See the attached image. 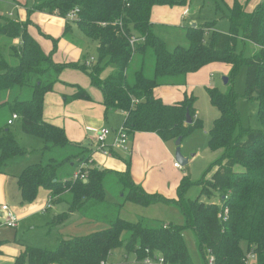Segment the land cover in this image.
Returning a JSON list of instances; mask_svg holds the SVG:
<instances>
[{
    "label": "trees",
    "instance_id": "trees-1",
    "mask_svg": "<svg viewBox=\"0 0 264 264\" xmlns=\"http://www.w3.org/2000/svg\"><path fill=\"white\" fill-rule=\"evenodd\" d=\"M189 1L34 0L25 20L0 15V39L4 36L11 40L10 52L14 61H8L0 52V108L9 107L12 114L18 115L24 133L43 139L42 158L46 152L55 150L54 156L26 166L17 176L20 202H32L42 187L49 190L50 202L64 199L69 205L68 211L55 216L60 225L71 213L91 217L97 205L107 204L103 186L107 171L95 164L81 167L83 163H89L91 149L70 141L62 127L43 117L44 96L52 90L63 68L80 67L87 72L91 83L102 91L105 111L115 109L126 113L123 126L128 134L154 132L163 141H169L182 140L202 126V120L195 116L196 97L185 93L180 101L167 104L154 95V88L171 84L178 77L214 62L229 65L228 90L207 88L210 103L219 111L208 131V146L212 150H223L213 162L216 168L209 177L207 174L212 165L196 181L184 175L176 195L168 197L148 192L135 183L127 164L125 170L115 172L125 192L121 202L110 204V208L104 207L108 212H105L106 228L60 238L53 250L27 245L13 264H106L112 250L124 241L128 251H133L135 259L140 262L149 255L161 257L163 264H194L182 235L185 229L193 234L202 264H208L209 255L214 257L213 264H246L248 253L252 255L249 264H264V0L250 11L239 0H233L228 4L227 32L214 30L207 37L214 21L189 25L186 27L189 45H177L169 50L164 40L152 30V8L155 5H185ZM74 8H78L76 19H66L67 13ZM33 10L64 17V35L71 33L75 26V30L95 41L98 45L95 60L86 65L87 55L80 65L54 61L52 52H44L30 31ZM118 20L122 22L124 33L115 22ZM101 22L106 25L102 26ZM240 29L243 40L256 47L249 56L236 51ZM132 34L144 37V41L134 48L128 42V36ZM15 39L17 43L12 42ZM55 42L53 40V49L56 48ZM150 52L153 72L148 76L144 64ZM137 54L142 56L141 66L128 80L127 67ZM104 61L113 64L115 69L108 76L101 77V63ZM242 64L246 66L243 94L257 102L261 129L241 125L236 106L238 94L233 82ZM26 87L31 89L29 98L1 101V97L15 88ZM70 98L89 99L90 95L79 87ZM186 113L191 119L189 123L186 122ZM25 152L10 129L0 127V171L10 159ZM78 168L86 172L85 180L72 179ZM192 184L201 187L195 198L186 196ZM214 192L219 193V202L199 199L201 195L208 198ZM126 201L143 206H172L180 212L183 221L179 224L128 221L119 215V207ZM221 207H227L228 212L219 218Z\"/></svg>",
    "mask_w": 264,
    "mask_h": 264
},
{
    "label": "crops",
    "instance_id": "crops-1",
    "mask_svg": "<svg viewBox=\"0 0 264 264\" xmlns=\"http://www.w3.org/2000/svg\"><path fill=\"white\" fill-rule=\"evenodd\" d=\"M23 1L15 0V2L10 3L11 10H9L8 13H16L19 17L18 20L26 19L27 10L34 2L32 0V2L28 3L29 5L27 4L28 7H23ZM232 1L233 0H231V2ZM239 1L245 5L246 10L250 11L261 0ZM0 15H4L1 9ZM17 15L15 16L16 18ZM182 17H184V19L190 18L191 25L199 24V22L191 19L189 6L180 8L176 6L170 7L166 5H155L152 8L150 17L152 30L153 25L158 22L179 25L181 24ZM30 19L33 22V24L29 26L30 31L44 52H52V58L54 61L60 63L75 62L80 65L83 64L82 60L84 56L88 55L86 60L89 59V57L96 58V56H92L91 54L94 50L96 52L98 46L95 41H91L78 30H75V28L72 29L71 33L64 35V26L66 23V19L64 17L58 16L57 14L49 11L33 10L30 14ZM53 40L56 41L55 49H53ZM17 41V39L13 40L14 43H17ZM85 64L89 65L86 62ZM206 66L210 67L211 65ZM210 72L211 71L208 73ZM200 74H202L201 83H204L207 80V73L205 68L203 69L202 67L196 72H190L180 77V79L184 81V84H182L183 82H180L181 84L175 85L177 82H172L171 84L156 86L153 91L154 95L156 97H160L163 102L167 104L178 102L188 91L186 85H188V87L190 85H194ZM177 79H179V77ZM206 83V85H208L209 80L206 81ZM79 87L89 93V99L70 98V96L73 95ZM187 94H189V92ZM9 97L10 93H7L4 97H1V101L7 100L8 102H11ZM0 114L5 115L7 121L11 117L12 113L8 115L5 111H1ZM125 116L126 113L121 110L111 109L107 112L105 111L102 91L91 83L87 72L80 67L66 66L63 68L58 76V81L53 85L52 90L48 91L44 96V119L62 127L70 141L81 143L91 149V158L89 163H83L84 167L95 164L96 166L105 169L107 173H115L116 171L120 172L125 170L128 164L132 179L135 183L140 184L146 191L158 192L168 197L175 196L177 186L181 178L184 176L183 175L181 177L177 171L175 172V170L179 169L174 166V162L178 161L176 159V161L173 160L175 158L174 152L176 149L175 140L163 141L154 132H135L128 134V140L124 145L113 146L112 143L115 137V130L123 125ZM195 116L198 117L197 114H195ZM13 123L14 121L11 124H7L6 122L2 128L7 129V127ZM102 127H108L111 130L105 140V144L107 146L104 150L107 152L98 148L97 133ZM43 144L44 141L40 138L39 152ZM187 155L188 154H184V157L188 162L189 158ZM193 156H195V153L190 155V157ZM172 160L174 172L169 173L164 168V161ZM3 167H7V164ZM75 171L76 170H74V172ZM16 179L17 176L15 177V180H11L9 183L8 179L4 175H0V221L3 219V212L1 211L2 204H7L11 209H13L19 216V220L30 217L32 214H36L37 212L45 213L49 209H55L57 205H60L61 207L64 203L67 204V201H64V199L62 202L53 200L51 202V206L44 211L42 208L49 201L50 195L49 190L43 187L38 190L37 196L32 202L21 203L20 192L16 184ZM11 195L14 197L13 202L10 201ZM121 197H123V194H121ZM55 203L59 204L56 205ZM123 204L124 202L121 206ZM57 214L58 213H54L56 216ZM90 220H93V218L86 217L84 215L80 216L79 214L74 215V213H71L69 218H67V220L60 225V228L63 229L71 224H81ZM134 220L135 221L131 222L150 220L157 224H166V222L142 215H137ZM184 231L185 230H183L182 233ZM70 235L71 234L64 236L63 238L73 237ZM16 236L17 231H14L13 233L8 232L6 226L0 225V260H3L8 264H13L15 257L19 255L27 245H31H24L23 243L17 242ZM155 256H157V254ZM135 262L142 264L140 260L135 259ZM124 263L126 264L127 262L125 261Z\"/></svg>",
    "mask_w": 264,
    "mask_h": 264
},
{
    "label": "rangeland",
    "instance_id": "rangeland-1",
    "mask_svg": "<svg viewBox=\"0 0 264 264\" xmlns=\"http://www.w3.org/2000/svg\"><path fill=\"white\" fill-rule=\"evenodd\" d=\"M13 2H15V0H0V9L5 16L18 19L19 17L16 13H8V11L11 10L10 3ZM23 2V7H28V3L32 2V0H24ZM230 2L231 0H190L187 2V4L176 7L183 8L185 6H189L191 19L199 22V24H202L206 21H214V24L208 30V37L214 30L219 32H227L229 30L227 14L228 4H230ZM16 15L17 18L15 17ZM189 25H191L190 18L184 19V17H182L181 24L179 25L158 22L157 24L153 25V31L164 40L166 47L171 50L177 45H189V40L186 34V27ZM194 26L196 25L194 24ZM74 28L76 27L74 26ZM242 34L243 31L240 29L236 41V51L243 54V56H249L254 52L256 47L253 43L243 40ZM10 43L11 40L9 38L4 36L1 37L0 52L8 61L14 62L12 57L13 55L11 56L10 52ZM94 52L91 53L92 56L97 57V49L96 52ZM141 63V55L137 54L131 58L126 70L128 80L132 79L134 72L140 68ZM208 65L211 66H203V69L205 68L207 73L206 81L209 80L208 85H206V81L201 83L202 74L198 76V79L195 81L194 85H190L189 87L186 85L188 88L187 93L189 92L196 97L194 105L197 116L202 120V126L195 128L190 134L181 140L180 154L182 157H184V154H188L187 157L189 158V161L184 165H180V168L175 170V172L177 171L181 177L183 175L187 176L191 181H196L201 178L202 174L223 153L222 149L212 150L208 146V131L211 127L213 119L219 115V111L210 103L207 88L214 87L215 85V88L222 92L228 90L229 85L223 82V77L228 76L229 65L222 62H214ZM101 66V77L108 76L115 69L113 64H108L106 61L102 62ZM144 67L146 74L151 76L153 72V58L151 52L145 59ZM209 71H211L210 73H213L211 77L210 73H208ZM245 76L246 66L242 64L238 68L233 82L234 90L238 94L236 106L240 112L241 125L244 127L261 129L262 125L259 121L257 113V102L247 98L243 94L245 87ZM180 82H183L182 84H184V81L179 77V79L175 81V85L181 84ZM30 96V88L26 87L22 88L21 90L19 88H15L13 91H11L9 98L10 101H13L14 99H27ZM1 111H5L8 113V115L11 114L9 107H1L0 113ZM6 122L5 115L0 114V127L4 126ZM8 128L12 132L15 140L26 150L25 154L10 159L8 162L9 164L7 163V167H2L0 175H4L9 182L11 180H15V177L18 176L26 166L38 163L45 158L47 159V156H54L55 150L51 151L50 153L49 151L46 152L45 157L42 158L41 150L39 152L40 138L24 133L20 127L19 119L14 120V123L8 126ZM193 153H195V156L190 157V155ZM173 160H175V158ZM173 160L164 161V168L169 173L174 172L172 166ZM215 168L216 166L212 165L207 177L210 176ZM235 168L240 169V166H236ZM103 186L105 190V201L107 204L104 202L103 205L99 204L96 206L92 212V215H90L93 220L81 224L74 223L61 229L60 224L56 222V215H54V213L60 214L62 211H68L69 205L64 203L60 207V205H57L59 203H55L57 205L55 209H49L45 213L37 212L36 214H32L30 217L23 218L18 221L16 228L7 227L8 232L13 233L14 231H17L16 241L19 243H23L24 245L31 244L32 246L53 250L56 248L61 237L63 238L69 234H71L70 236L85 235L90 232L106 228L107 216L105 212H107V210H105L104 207L110 208V204L121 202V194L125 192V189L120 184L115 173L113 172L106 174L103 181ZM200 189V185L192 184L186 191V196L195 198L200 193ZM13 198L14 197L11 195V202H13ZM199 199L208 202L220 201L218 192H214L208 198L205 197V195H201ZM77 214L78 212H74V215ZM137 215L158 219L159 221L166 223L173 222L179 224L183 221V217L180 212L176 208H172V206H165L163 204L143 206L130 202H124L120 209V216L127 219L128 221H135L134 219ZM182 234L193 263L202 264L199 253L196 250L191 231L189 229H185ZM124 236L126 237V235ZM125 261L127 262L126 264H138L135 262V253L133 251H128L124 241L122 245L112 250V253L109 255L106 264H125ZM0 264L8 263L0 260Z\"/></svg>",
    "mask_w": 264,
    "mask_h": 264
},
{
    "label": "built area",
    "instance_id": "built-area-1",
    "mask_svg": "<svg viewBox=\"0 0 264 264\" xmlns=\"http://www.w3.org/2000/svg\"><path fill=\"white\" fill-rule=\"evenodd\" d=\"M77 12L78 8H74L71 11H69L66 15V19L68 20H74L77 17ZM119 24L120 26V31L124 33L123 31V26L122 22L120 20L115 21ZM102 26L106 25V22H101L100 23ZM144 41V37L137 35V34H132L128 36V42L132 48L139 43ZM91 61H94L93 57H89V59L86 60V63L89 64ZM213 75V73H210V77ZM212 88V87H211ZM15 119H18V115L16 113L11 114V117L7 120V124H11ZM111 132L110 128L108 127H102L98 133H97V140H98V148L101 150H104L106 148L105 140L106 137L109 135ZM128 140V132L126 128L122 125L120 128L115 130V137L113 140L112 145H124ZM104 152H107L104 150ZM83 164L81 165V167ZM174 166L180 168V164L178 162H174ZM86 172L80 168L76 169V171L72 174V179H86ZM227 198V194L224 195V199ZM51 206V202L48 201L44 207L42 208L44 211ZM222 210L219 211L218 217H225L227 215V207H221ZM1 211L3 212V219L0 221V225H4L6 227L10 228H15L18 225L19 221V216L16 214V212L11 209L7 204H2L1 205ZM252 259V255L250 253L247 254V261L246 264H249V260ZM104 264V262H101ZM142 264H163V259L161 257L156 258L152 256H145L141 260ZM214 263V257L212 255L208 256V264H213Z\"/></svg>",
    "mask_w": 264,
    "mask_h": 264
},
{
    "label": "water",
    "instance_id": "water-1",
    "mask_svg": "<svg viewBox=\"0 0 264 264\" xmlns=\"http://www.w3.org/2000/svg\"><path fill=\"white\" fill-rule=\"evenodd\" d=\"M192 26H194V24ZM227 80H228L227 77H223L224 83H227ZM186 122L187 123L191 122V119L188 113H186ZM180 142H181V138H177L175 141V145H176L175 159L180 163V165H184L187 163V159L182 157V155L180 154Z\"/></svg>",
    "mask_w": 264,
    "mask_h": 264
}]
</instances>
